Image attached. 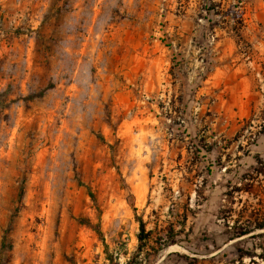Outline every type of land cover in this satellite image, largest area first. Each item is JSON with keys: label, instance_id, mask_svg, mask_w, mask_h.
Listing matches in <instances>:
<instances>
[{"label": "rangeland", "instance_id": "374dc122", "mask_svg": "<svg viewBox=\"0 0 264 264\" xmlns=\"http://www.w3.org/2000/svg\"><path fill=\"white\" fill-rule=\"evenodd\" d=\"M0 94V264H264V0H0Z\"/></svg>", "mask_w": 264, "mask_h": 264}, {"label": "trees", "instance_id": "16d2710c", "mask_svg": "<svg viewBox=\"0 0 264 264\" xmlns=\"http://www.w3.org/2000/svg\"><path fill=\"white\" fill-rule=\"evenodd\" d=\"M1 97L2 94H0V108L5 107L6 105ZM90 196L93 198L92 195ZM187 201L184 203L181 202L178 208L174 209V207H170L167 211L168 219L165 221L164 225L155 224L151 229L147 228V222L143 220L142 216L135 215V221L138 225V232L136 234L137 245L135 250L122 264H148L151 255H156L163 249L176 243L182 235L187 238L188 231L185 230L187 214L191 213V208ZM133 210L134 212L136 211L135 208ZM262 229H264L263 223H258L253 227L246 228L243 231L236 233V237L244 236L251 231ZM95 232L101 236L99 226H97ZM104 250L106 258L110 264H119L114 257L109 255L108 247L106 245H104ZM125 255L127 254L125 253Z\"/></svg>", "mask_w": 264, "mask_h": 264}, {"label": "bare ground", "instance_id": "6f19581e", "mask_svg": "<svg viewBox=\"0 0 264 264\" xmlns=\"http://www.w3.org/2000/svg\"><path fill=\"white\" fill-rule=\"evenodd\" d=\"M174 247V246H173ZM172 248V247H171ZM170 250V249H169ZM172 250V249H171Z\"/></svg>", "mask_w": 264, "mask_h": 264}]
</instances>
